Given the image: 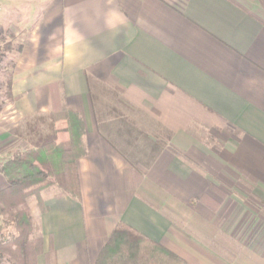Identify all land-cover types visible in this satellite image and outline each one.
I'll use <instances>...</instances> for the list:
<instances>
[{
    "label": "crops",
    "instance_id": "crops-1",
    "mask_svg": "<svg viewBox=\"0 0 264 264\" xmlns=\"http://www.w3.org/2000/svg\"><path fill=\"white\" fill-rule=\"evenodd\" d=\"M0 33L15 112L64 106L84 131L82 201L39 213L38 264H97L119 222L187 264L264 260L229 214L231 193L264 208V0H0ZM97 85L119 93L138 140Z\"/></svg>",
    "mask_w": 264,
    "mask_h": 264
},
{
    "label": "trees",
    "instance_id": "trees-1",
    "mask_svg": "<svg viewBox=\"0 0 264 264\" xmlns=\"http://www.w3.org/2000/svg\"><path fill=\"white\" fill-rule=\"evenodd\" d=\"M9 49L10 47L7 45V50ZM8 87V95L11 96L12 80H8ZM91 99L94 103V96H91ZM68 115L70 116L69 130L72 136L74 132L77 133V147L81 148L83 152L76 154L73 147L65 151L60 150L56 143L57 134L54 127L47 134L43 133L41 129L43 124H47V117L40 116L34 124H28L30 131L37 136L31 142L32 149L22 153L17 152L5 164L0 165V174L4 176L9 186L6 191L0 193V215L4 213L1 208V198L10 192L25 198L39 196L44 190L57 186L62 190L61 195H69L79 202L82 201L77 159L86 155L82 139L84 131L79 116L71 112ZM126 121V119H122L125 128L120 133H125L138 140V137L134 136V132L136 135L142 133L134 131ZM145 136L148 139V135L145 134ZM170 139L171 137L167 138V142ZM150 144L153 152H160L158 143L153 144L150 141ZM68 152L73 153L70 159H68ZM142 178L143 176H140L132 187L139 186ZM125 180L127 187H130L128 174ZM7 222L20 233L22 246L19 248L20 254L17 255V245L8 239H0V260L6 259L13 264H37L38 258L44 254V240L40 237L35 240L31 238L33 232L39 227L32 217L29 207L25 203H17L12 208V216L8 218ZM97 264L187 263L137 230L119 222L101 250Z\"/></svg>",
    "mask_w": 264,
    "mask_h": 264
},
{
    "label": "rangeland",
    "instance_id": "rangeland-1",
    "mask_svg": "<svg viewBox=\"0 0 264 264\" xmlns=\"http://www.w3.org/2000/svg\"><path fill=\"white\" fill-rule=\"evenodd\" d=\"M2 36V33H0V165L5 164L15 153H22L32 149L31 142L34 141L37 136L30 131L28 124H34L40 116L47 117V124H43L41 128L43 133H50L53 129L52 127H54L57 134L56 143L60 150L65 151L73 147V151L76 154L82 153L83 150L77 147V133L74 132L73 138L69 130L70 116L68 115V110L64 106L57 107L54 112L47 114L18 115V113L15 112L13 109L14 97L12 96V92L11 96L8 95V80L13 79L15 59L11 56L13 50L11 48L7 50L8 44H4L1 41L4 39ZM5 37L8 39L11 38L9 35ZM17 47H19V45ZM16 49L19 50L18 48ZM93 92L97 98L98 107L101 106V109L106 108L108 113L107 116L116 117L119 121L122 120V117L128 120L133 119L132 114H129L125 106L121 103L118 92L98 85L93 86ZM126 114H128V117ZM147 151L148 148L143 140V142L139 144V147L133 150L134 158L143 161L145 159L144 154L145 152L147 153ZM68 153V159H70L73 153ZM61 193L62 190L55 186L44 190L39 196H28L24 198L13 192L3 195L1 198V208L4 213L0 215V239H8L13 242L14 245H17V255H19V248L22 246V237L17 229L7 222L8 218L12 216V208L16 206L17 203H25V205L29 207L30 213L38 225L37 216L39 213H45L50 204L55 200L71 197L69 195L63 196ZM231 194L236 199L231 195L233 198L229 201V214L232 215L234 211L239 214V219L233 227L235 228L233 233H242L247 248L252 247L257 251H261L264 255V208L254 203L248 194ZM33 233L34 234L31 236L32 239L42 238L40 227L39 229L36 228V231ZM0 264L13 263L3 259L0 260ZM242 264H264V260L245 258Z\"/></svg>",
    "mask_w": 264,
    "mask_h": 264
}]
</instances>
